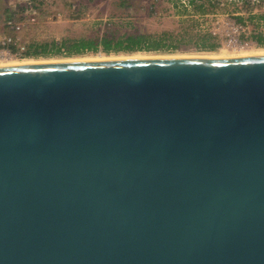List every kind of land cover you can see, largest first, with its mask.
Segmentation results:
<instances>
[{"label": "water", "instance_id": "1", "mask_svg": "<svg viewBox=\"0 0 264 264\" xmlns=\"http://www.w3.org/2000/svg\"><path fill=\"white\" fill-rule=\"evenodd\" d=\"M0 264H264V53L1 65Z\"/></svg>", "mask_w": 264, "mask_h": 264}, {"label": "rangeland", "instance_id": "2", "mask_svg": "<svg viewBox=\"0 0 264 264\" xmlns=\"http://www.w3.org/2000/svg\"><path fill=\"white\" fill-rule=\"evenodd\" d=\"M117 1L119 0H37L33 3L37 11L35 22L27 23V16H21L23 27L14 32L5 26L7 19L4 11L9 10L12 16L19 15L28 2L0 0V63L94 61L102 57L124 60L137 55L143 57L136 58L207 57L218 56L220 51H235L239 55L264 52L262 4L247 6L242 0H217L220 6H216L209 0H199L189 12L168 0H133L131 7L122 10L117 8ZM200 5H203L204 13L197 10ZM236 13L245 14L236 16ZM230 14L234 15L235 21L241 18L242 22L237 20V23L244 25L245 34L239 36L226 24L224 15L231 16ZM126 33L148 36L153 42H160L163 48L158 51L110 53L99 48L96 52L85 51L79 55H68L66 50V46L79 40H93L107 34L123 37ZM7 37L12 38L9 51L7 47H2ZM253 37L263 39L261 44ZM234 42H240L243 46ZM19 45L26 50L30 47L47 46V54L18 58ZM59 46L61 48L56 52ZM211 46H214L212 50ZM12 48L15 49L13 53L10 52Z\"/></svg>", "mask_w": 264, "mask_h": 264}, {"label": "trees", "instance_id": "3", "mask_svg": "<svg viewBox=\"0 0 264 264\" xmlns=\"http://www.w3.org/2000/svg\"><path fill=\"white\" fill-rule=\"evenodd\" d=\"M133 0H119L116 5L120 10L125 9L128 6H132ZM200 13H204L203 5L197 7ZM5 19H9L12 16V13L9 10L4 11ZM239 22L241 18H237ZM115 35V33H113ZM114 35H103L101 38L93 40H79L74 42L72 45L66 46L68 55L82 54L85 51L96 52L99 48L105 53L110 52H135V51H158L163 48V45L160 42H153L148 36L142 34H124L123 37H115ZM252 38V37H251ZM261 44L262 40L260 37H253ZM59 46L56 48V52H59ZM214 46L210 47L212 50ZM12 53L15 49H11ZM47 54V46L42 48L30 47L25 53V57H36L39 55Z\"/></svg>", "mask_w": 264, "mask_h": 264}, {"label": "built area", "instance_id": "4", "mask_svg": "<svg viewBox=\"0 0 264 264\" xmlns=\"http://www.w3.org/2000/svg\"><path fill=\"white\" fill-rule=\"evenodd\" d=\"M36 1L37 0H26V2H28V3H27V5L24 6L23 13H20L19 15L13 14V16H11L9 19L6 20L5 26L8 29H10L11 31L18 32L21 29V27H23L24 22H21L20 19H21V16H24V15L27 16V19H25V21H27V23L35 22L37 11H36L33 3H35ZM137 1H139V0H137ZM158 1L160 2L162 0H158ZM168 1L173 2L174 5H176L178 8L186 9L187 11H189L190 9H192V6H194V4H196V2H198L199 0H168ZM209 1H211V3L216 5V6H220V4L217 0H209ZM242 1L247 6H258L259 4L264 5V0H246V1L242 0ZM249 12H250V10H249ZM191 13H193V12H191ZM244 14L245 13H236V16H244ZM230 15L231 16L224 15L225 20H226V24L228 26H230L234 32H237L239 34V36L242 34H245V33H243L244 25L241 23H237L235 21V19L233 18L234 15H232V14H230ZM24 18H26V17H24ZM236 38H239V37H236ZM234 43L239 45V46H243L242 43H240V42H234ZM3 46L7 47V49H8L7 51H9V49L11 47L10 48H8V47L12 46V38L7 37V39H5V41L2 43V47ZM27 50L24 46H20V45L17 46V57L22 58L25 55V53L27 52ZM10 52H11V50H10Z\"/></svg>", "mask_w": 264, "mask_h": 264}, {"label": "bare ground", "instance_id": "5", "mask_svg": "<svg viewBox=\"0 0 264 264\" xmlns=\"http://www.w3.org/2000/svg\"><path fill=\"white\" fill-rule=\"evenodd\" d=\"M238 53V52H237ZM237 53H235V51L234 52H232L231 51V53H228V51L227 52H224V51H220V55H218V56H232V55H239V54H237ZM260 53H264V52H260ZM249 54V53H248ZM251 54H258L257 52L256 53H251ZM240 55H242V54H240ZM245 55V54H244ZM136 57H143V56H139V55H137ZM129 58V59H151V58ZM186 57V56H185ZM191 57V56H190ZM193 57V56H192ZM105 59H109V58H97L96 60H105ZM111 59V58H110ZM109 59V60H110ZM87 61H90V60H87ZM93 61V60H92ZM2 62V61H1ZM63 62H68V61H63ZM46 63H51V62H46ZM18 64H25V63H19V62H12V61H10V62H7V63H0V66L1 65H18Z\"/></svg>", "mask_w": 264, "mask_h": 264}]
</instances>
